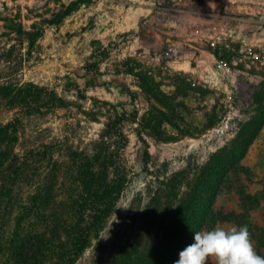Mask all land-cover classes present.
I'll return each mask as SVG.
<instances>
[{"label":"rangeland","instance_id":"rangeland-1","mask_svg":"<svg viewBox=\"0 0 264 264\" xmlns=\"http://www.w3.org/2000/svg\"><path fill=\"white\" fill-rule=\"evenodd\" d=\"M3 83L65 96L66 109L32 119L41 140L82 158L103 142L110 179L125 177L85 258L108 261L193 209L186 193L209 162L233 166L216 209L258 195L251 219L264 224V0H0Z\"/></svg>","mask_w":264,"mask_h":264},{"label":"trees","instance_id":"trees-1","mask_svg":"<svg viewBox=\"0 0 264 264\" xmlns=\"http://www.w3.org/2000/svg\"><path fill=\"white\" fill-rule=\"evenodd\" d=\"M0 103L7 105V115L16 111L0 117V264H174L179 252L193 242L194 232L221 223L247 225L257 254L264 256V224L251 219L260 206L258 195L239 192L240 211L216 209V198L233 166L209 162L186 193L193 209L182 208L172 222L158 225L145 239L124 242L108 261L85 258L93 239L108 227L125 177L110 179L111 162L106 155L100 158L103 142L97 143L91 157L82 158L69 154L64 143L41 140L46 130H35L32 119L68 107L67 98L54 89L3 83Z\"/></svg>","mask_w":264,"mask_h":264},{"label":"clouds","instance_id":"clouds-1","mask_svg":"<svg viewBox=\"0 0 264 264\" xmlns=\"http://www.w3.org/2000/svg\"><path fill=\"white\" fill-rule=\"evenodd\" d=\"M210 257L215 264H264L247 225L194 232L193 242L179 252L174 264H208Z\"/></svg>","mask_w":264,"mask_h":264},{"label":"built area","instance_id":"built-area-1","mask_svg":"<svg viewBox=\"0 0 264 264\" xmlns=\"http://www.w3.org/2000/svg\"><path fill=\"white\" fill-rule=\"evenodd\" d=\"M214 70H216V71H229L230 68L225 66L223 60H217L216 59L215 64H214ZM205 77L208 79V77H210V76L208 74Z\"/></svg>","mask_w":264,"mask_h":264},{"label":"crops","instance_id":"crops-1","mask_svg":"<svg viewBox=\"0 0 264 264\" xmlns=\"http://www.w3.org/2000/svg\"><path fill=\"white\" fill-rule=\"evenodd\" d=\"M231 223H223V224H221V226H223V227H226V226H229V227H232V225H230ZM234 226H236V225H234ZM208 263H209V261H208Z\"/></svg>","mask_w":264,"mask_h":264}]
</instances>
